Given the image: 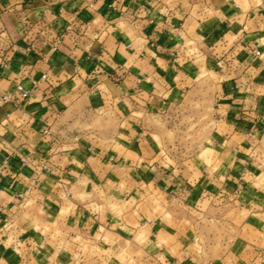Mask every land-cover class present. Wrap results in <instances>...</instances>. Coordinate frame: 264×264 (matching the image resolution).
<instances>
[{"label":"crops","instance_id":"obj_1","mask_svg":"<svg viewBox=\"0 0 264 264\" xmlns=\"http://www.w3.org/2000/svg\"><path fill=\"white\" fill-rule=\"evenodd\" d=\"M203 82L206 149L232 159L181 179L180 198L224 201L228 235L207 245L200 208L154 202L147 132L97 126ZM263 134L264 0H0V264H264Z\"/></svg>","mask_w":264,"mask_h":264},{"label":"rangeland","instance_id":"obj_2","mask_svg":"<svg viewBox=\"0 0 264 264\" xmlns=\"http://www.w3.org/2000/svg\"><path fill=\"white\" fill-rule=\"evenodd\" d=\"M140 111L134 115L129 114L128 116L131 118L127 119L128 116L126 117V115L122 116L120 113H113L104 109L102 113H99L97 126L103 134L111 135L118 130L128 131L134 124L141 127L142 133L145 130L147 132L145 141L147 142L146 145L149 146L147 152L149 162L147 164L150 163L145 174L150 175L157 182L158 188L156 191L153 190L156 192L153 200L157 207L164 205L176 209L178 212L180 210L185 216H190L191 208L195 207V210H198L196 207L200 208L199 213L196 214L198 221L195 225L205 236L206 245L209 242L208 239H214L215 243H221L223 236L228 235L227 229L223 226L225 225L223 222L224 208L220 207L224 203L222 197L215 201V206L219 207L220 210L207 207L208 200L200 201L198 204L190 198H180V192L187 194L186 191L191 190V187H185V183L181 185L180 183L185 177L189 178L191 175H196L194 165L200 167L199 173H203L202 180L212 174H216V177L220 179L219 177L225 174L223 171L227 169L232 160L231 158L228 159L227 166L224 168L223 160L226 157L206 149L212 144L209 139L214 128H217L216 120L220 114L216 92L210 84L203 82L197 87L194 86L184 91L183 95L172 103L161 108L154 105L147 115ZM125 112L123 110V114H126ZM89 123L88 125L94 127L92 122ZM45 129L49 130L51 134L49 128ZM45 129L43 133L50 136V134L45 133ZM257 141L262 144L258 163L261 166L260 171L264 173V134L259 136ZM207 185L204 183L203 186H200L205 188ZM231 192V196L239 194L237 188L232 189ZM230 202L233 203L234 201ZM232 218L237 222L238 216H232ZM230 234L231 237L235 236ZM228 239L229 237H227Z\"/></svg>","mask_w":264,"mask_h":264},{"label":"built area","instance_id":"obj_3","mask_svg":"<svg viewBox=\"0 0 264 264\" xmlns=\"http://www.w3.org/2000/svg\"><path fill=\"white\" fill-rule=\"evenodd\" d=\"M34 1H36V0H25V2H27V3H32V2H34ZM16 91L19 92V93H21V95H22L23 97H27V96L29 95V91L26 90L25 88H23L22 85H18V86L16 87ZM13 98H14V94H8V95L4 96V100H12ZM45 133H46V134H50V131L47 130V129H45ZM43 169H47V166L44 165V166H43Z\"/></svg>","mask_w":264,"mask_h":264}]
</instances>
